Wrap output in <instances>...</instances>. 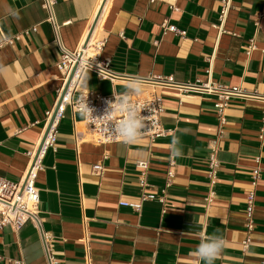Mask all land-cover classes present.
Masks as SVG:
<instances>
[{"label": "crops", "instance_id": "obj_1", "mask_svg": "<svg viewBox=\"0 0 264 264\" xmlns=\"http://www.w3.org/2000/svg\"><path fill=\"white\" fill-rule=\"evenodd\" d=\"M103 1L57 0L59 38L68 50L80 47L101 10L93 38L105 42L101 58L115 73L195 82L210 70L216 83L264 93V0H108L105 8ZM8 6L20 10L19 20L4 17ZM47 16L42 0H0V36L19 35L0 47V63L11 66L0 75V181L22 178L62 85V49ZM129 81L86 74L89 88L107 95L123 94ZM153 93L163 96L168 132L132 144L99 142L80 112L66 107L37 179L41 227L29 221L0 228V264H50L48 248L56 264H85L88 255L92 264H203L192 252L213 234L226 241L214 264H264V100L232 98L219 108L218 95L148 84L132 96ZM174 138L181 155L170 165ZM255 168L261 176L249 221ZM169 169L175 177L165 188ZM144 192L165 201H144L140 210L120 204L138 202Z\"/></svg>", "mask_w": 264, "mask_h": 264}, {"label": "built area", "instance_id": "obj_2", "mask_svg": "<svg viewBox=\"0 0 264 264\" xmlns=\"http://www.w3.org/2000/svg\"><path fill=\"white\" fill-rule=\"evenodd\" d=\"M57 0H42V5L47 11V20L54 26L57 34V41L62 49V55L60 61L57 63L58 69L62 72V85L57 90V99L54 107L47 113L45 120V129L42 140L39 146L28 155L31 161L26 168L22 178L18 182H10L8 180L0 181V228L7 225H13L15 228H22L27 222L31 221L36 226L41 227V219L39 216V204L41 201L40 188L37 186V179L39 172L42 168V160L44 154L50 147H54L57 141L58 125L61 118L64 116V112L67 106H71L75 112H80L79 106L75 103L81 96L87 98V102L90 108L94 109V117H103L108 110V102H115V95H107L99 92H95L89 88L86 83L87 72H95L102 79H141L144 84H148L154 88L162 89H175L180 92L194 90L203 94L218 95L221 99V103H218L219 108H224L232 98H254L264 100V93L258 90H248L242 86H227L212 81L209 70L208 78L206 80H197L195 82L190 81H178L173 75H151L147 77L127 76L119 75L110 68L109 60L101 58V51L105 44L104 41L96 38L91 43L93 34L87 44V39L90 34L84 38L82 44L77 50H68L59 38L60 25L57 22L55 15V5ZM230 4L225 2L220 12V24L219 28L224 31V22L226 20ZM260 15L257 17V24L260 21ZM163 27L167 30L174 31L176 33L185 34L186 32L180 30L175 25H168L167 22L163 23ZM35 29V28H34ZM19 38V35L6 39L1 46L5 44L13 43L15 39ZM92 45L93 54L86 56V48ZM251 49L254 48L252 44ZM74 72V73H73ZM73 74V76H72ZM72 76V77H71ZM117 96V95H116ZM120 96V95H119ZM131 100L137 103L142 109L140 115L145 117V127L141 130L144 134L141 137H150L156 139L165 136L168 132L162 124L161 118L165 112L164 99L159 93H153L146 97H133ZM150 117L149 119H147ZM93 131L96 139L99 142H118L123 141L121 137L111 136L107 134L103 129L100 122H92L85 119ZM114 126V122H109L108 127ZM47 134V135H46ZM46 135L45 139L44 136ZM218 141L215 140L212 143V153L210 154V174L214 177L219 165V159L217 156ZM174 164V157L170 158V165ZM144 165V164H142ZM101 165H96L95 169L102 170ZM261 176L260 168L253 170V187L247 195V217L249 221L252 220L254 203H255V190L256 184ZM175 177L174 171L171 169L167 172V181L165 188H168L173 183ZM140 185L142 187L147 186L146 173L143 172L140 176ZM158 199L160 202L165 201V195H157L152 192H144L138 202L121 201L120 204L124 206L133 207L136 210L142 208L143 202L147 200ZM43 237L47 243L49 235L47 232H43ZM247 244V241L245 242ZM49 263L56 264L54 257L51 255V251L47 250ZM85 264H92V259L88 255Z\"/></svg>", "mask_w": 264, "mask_h": 264}, {"label": "clouds", "instance_id": "obj_3", "mask_svg": "<svg viewBox=\"0 0 264 264\" xmlns=\"http://www.w3.org/2000/svg\"><path fill=\"white\" fill-rule=\"evenodd\" d=\"M4 17L13 20L20 19V10L8 6L4 10ZM9 36H0V44ZM11 66H5L0 63V75L9 70ZM144 91V81L141 79H133L126 85V91L120 96L115 95V102H108V110L103 117H94V109L90 108L87 98L81 96L75 103L79 106L80 115L92 122H100L102 129L111 136H118L123 139L125 143H135L143 134L141 130L145 127V117L140 115L141 107L131 100L132 95L139 96ZM148 117L147 119H149ZM114 122L111 130L108 127L109 122ZM172 156L177 157L181 155L178 141L174 138L172 141ZM226 246L224 238L218 235H210L201 240L192 255L203 264H214V261L221 255Z\"/></svg>", "mask_w": 264, "mask_h": 264}, {"label": "bare ground", "instance_id": "obj_4", "mask_svg": "<svg viewBox=\"0 0 264 264\" xmlns=\"http://www.w3.org/2000/svg\"><path fill=\"white\" fill-rule=\"evenodd\" d=\"M107 1L108 0H104L103 1V8H105V6L107 5ZM102 6V5H101ZM93 40H94V38H92L91 39V43L93 42ZM91 54H93V49H92V45H90V46H88L87 48H86V56H89V55H91Z\"/></svg>", "mask_w": 264, "mask_h": 264}, {"label": "water", "instance_id": "obj_5", "mask_svg": "<svg viewBox=\"0 0 264 264\" xmlns=\"http://www.w3.org/2000/svg\"><path fill=\"white\" fill-rule=\"evenodd\" d=\"M100 14H101V10H99V12H98V14H97V18H96V20H95V22H94V24H93V26H92V28H91L90 34H89L88 39H87V44H88V42H89V40H90V38H91V36H92V34H93V31H94L95 25H96V23H97V21H98V19H99ZM73 73H74V72H73ZM72 76H73V74H72ZM72 76H71V77H72ZM46 135H47V134H46ZM46 135L44 136V139H45Z\"/></svg>", "mask_w": 264, "mask_h": 264}]
</instances>
